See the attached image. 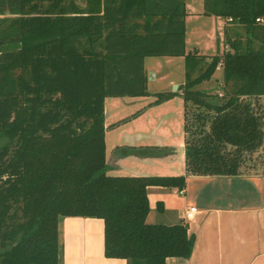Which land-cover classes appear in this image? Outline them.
Wrapping results in <instances>:
<instances>
[{
	"label": "trees",
	"instance_id": "1",
	"mask_svg": "<svg viewBox=\"0 0 264 264\" xmlns=\"http://www.w3.org/2000/svg\"><path fill=\"white\" fill-rule=\"evenodd\" d=\"M185 14L184 0H0V264H61L65 217L103 220L106 258L190 256L185 223H146L147 188L237 175L262 146L248 99L264 96V0H204L245 35L211 57L185 53ZM161 56L184 57L186 174L109 176L104 99L148 95L143 60ZM219 66L220 102L198 89Z\"/></svg>",
	"mask_w": 264,
	"mask_h": 264
},
{
	"label": "crops",
	"instance_id": "2",
	"mask_svg": "<svg viewBox=\"0 0 264 264\" xmlns=\"http://www.w3.org/2000/svg\"><path fill=\"white\" fill-rule=\"evenodd\" d=\"M184 7L185 53L189 52L187 46L190 24L208 22L210 31L216 32L217 52L203 55L206 57L221 55L224 50H228L227 40L245 38V35H242L241 25L230 23L221 17L205 15L204 0H184ZM211 37L212 34H209L207 40L211 41ZM198 54L202 55V53ZM160 60L166 62L179 60L184 68L183 56L145 57L143 68L147 76V87L157 80L158 75L154 67ZM218 68L222 72V68L220 66ZM183 84L184 80L183 82L171 80L168 93L177 86L172 96L180 94L179 87ZM202 92L208 96L221 95L219 91ZM248 100L252 103V107L264 109V96ZM183 113L184 107L182 112L184 124ZM182 133L185 139L184 131ZM128 136L125 135L120 142V147L116 148V152L110 158L106 155L105 145L107 175L179 176L186 174L184 139L178 145L166 147L164 138L158 136H154L151 144H141L138 142L140 138ZM263 147L264 138L262 146L256 151L264 156ZM140 151H149L153 154L142 155L139 154ZM256 152L253 154H257ZM129 158L135 159L143 168H128L125 169L128 171L127 174H118V171L124 168L120 166L123 159ZM260 165L261 168L258 171L242 172L239 169V173L232 176L186 175L182 195L178 194L176 188H147L149 213L146 223L168 226L185 223L188 234L194 237L192 252L188 258H166L165 264H264V163ZM154 166L156 172H150ZM158 202L162 204L160 210H157ZM190 207L195 208L197 213L193 219L186 221L185 212ZM58 230L61 264H127L124 259L104 256V223L101 219L65 217L59 221Z\"/></svg>",
	"mask_w": 264,
	"mask_h": 264
},
{
	"label": "rangeland",
	"instance_id": "3",
	"mask_svg": "<svg viewBox=\"0 0 264 264\" xmlns=\"http://www.w3.org/2000/svg\"><path fill=\"white\" fill-rule=\"evenodd\" d=\"M73 1L80 7H84L85 0ZM207 24L208 22L190 24L191 30H189L190 35L187 46L189 52L197 51V53H202V55L216 54V32H211ZM209 34H212L211 41L207 40ZM221 35L222 32L220 33ZM242 35H244L243 31ZM174 61L176 62L160 60V62L155 64L154 68L158 76L157 80L147 87L148 95L107 97L104 99L105 145L108 158L116 152V148L120 147V142H122L126 134L130 138L134 136L135 138H140L138 142L141 144L153 143L154 136L164 138V146L166 147L178 145L183 141L182 112L184 105L181 95L171 96L161 102L157 100L156 96L160 93H168V90H170L169 82L171 80L183 82V63L179 62V60ZM221 76L222 72L217 67L211 80L208 81L209 83L207 81L202 83L198 86V89L210 92L219 91L221 97L219 94H213L212 97H216L220 102L224 94L223 84L220 82L222 81ZM169 93H173V91ZM253 111L261 115L264 134V109L260 110L259 107H253ZM261 163H264L263 154L259 152L257 154H248L245 156L240 169L242 172L258 171L261 168ZM120 166L124 168L121 171L119 170L118 174H127L128 171L125 169L128 168H143L133 158L123 159ZM154 170L155 166L150 169V172H156ZM108 175L116 176L113 174Z\"/></svg>",
	"mask_w": 264,
	"mask_h": 264
},
{
	"label": "built area",
	"instance_id": "4",
	"mask_svg": "<svg viewBox=\"0 0 264 264\" xmlns=\"http://www.w3.org/2000/svg\"><path fill=\"white\" fill-rule=\"evenodd\" d=\"M256 21L258 23H261V24L264 23V19H262V18L256 19ZM178 194L182 195L183 189L178 190ZM196 213H197V210L195 208H193V207L188 208L185 212V220L190 221L191 219H193V217L195 216Z\"/></svg>",
	"mask_w": 264,
	"mask_h": 264
},
{
	"label": "water",
	"instance_id": "5",
	"mask_svg": "<svg viewBox=\"0 0 264 264\" xmlns=\"http://www.w3.org/2000/svg\"><path fill=\"white\" fill-rule=\"evenodd\" d=\"M177 88H178L177 86H174V87H173V92H175V91L177 90ZM146 153H148V154H153V152H149V151H148V152H146V151H140V152H139V154H142V155H144V154H146Z\"/></svg>",
	"mask_w": 264,
	"mask_h": 264
}]
</instances>
